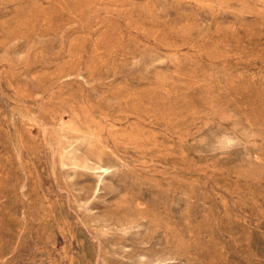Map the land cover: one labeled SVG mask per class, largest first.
I'll return each mask as SVG.
<instances>
[{
    "label": "rangeland",
    "instance_id": "1",
    "mask_svg": "<svg viewBox=\"0 0 264 264\" xmlns=\"http://www.w3.org/2000/svg\"><path fill=\"white\" fill-rule=\"evenodd\" d=\"M0 264H264V0H0Z\"/></svg>",
    "mask_w": 264,
    "mask_h": 264
}]
</instances>
